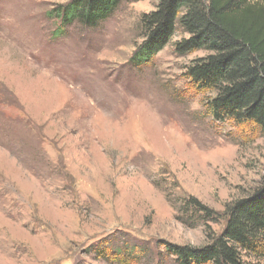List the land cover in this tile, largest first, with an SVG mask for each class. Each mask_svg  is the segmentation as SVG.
<instances>
[{
	"label": "rangeland",
	"instance_id": "374dc122",
	"mask_svg": "<svg viewBox=\"0 0 264 264\" xmlns=\"http://www.w3.org/2000/svg\"><path fill=\"white\" fill-rule=\"evenodd\" d=\"M67 2L0 0V264H175L164 243L206 245L260 186L264 136L212 118L213 93L184 76L208 52L175 53L180 27L131 65L155 0L63 28L53 11ZM187 197L220 214L210 232Z\"/></svg>",
	"mask_w": 264,
	"mask_h": 264
},
{
	"label": "trees",
	"instance_id": "16d2710c",
	"mask_svg": "<svg viewBox=\"0 0 264 264\" xmlns=\"http://www.w3.org/2000/svg\"><path fill=\"white\" fill-rule=\"evenodd\" d=\"M155 1V9L140 18L143 41L131 65L148 66L180 27L188 37L175 43V53L208 52L192 61L184 76L197 91L213 93L207 101L212 118L253 125L264 136V0ZM119 3L68 0L53 14L63 28L75 22L95 27L111 16ZM184 201L185 209L190 207L192 217L202 219L210 232L208 223L217 221L220 214L193 197ZM224 216L222 233L207 234L206 245L164 243V252L173 257L175 264H248L243 258L246 253L264 259V176L260 186L246 198L231 203ZM108 252L105 247L95 249L104 259L110 258Z\"/></svg>",
	"mask_w": 264,
	"mask_h": 264
}]
</instances>
